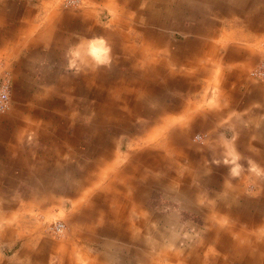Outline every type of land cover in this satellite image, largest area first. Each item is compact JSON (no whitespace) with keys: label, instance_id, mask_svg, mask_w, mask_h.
Segmentation results:
<instances>
[{"label":"crops","instance_id":"obj_1","mask_svg":"<svg viewBox=\"0 0 264 264\" xmlns=\"http://www.w3.org/2000/svg\"><path fill=\"white\" fill-rule=\"evenodd\" d=\"M82 4L74 13L54 0H0V72L10 73L12 101L0 113V264H59V258L78 264L75 249L66 248L74 257L69 261L66 250L59 253V239L35 219L58 210L65 198L76 202L84 188L89 194L71 220L78 227L72 238L83 245L105 229L128 244L122 249L135 264H203L206 257L209 264H264V184L251 204L233 203L228 194L233 205L215 208L225 213L223 221L209 219L203 245L185 251L176 239L173 250L163 245L160 227L151 229L148 221L161 215L145 209L166 203L200 213L201 190L217 187L216 173L224 172L212 166L225 163L218 148L242 154L234 164L264 169V81L249 74L262 56L264 0ZM78 109L87 115L74 114ZM149 115L158 135L146 142L133 123ZM59 117L85 123L61 125ZM193 132L236 137L210 138L197 151ZM118 135L125 144H114ZM73 161L82 170L73 173ZM180 164L187 166L182 174L174 168ZM140 228L151 231L153 243ZM85 257L86 264H99L94 254Z\"/></svg>","mask_w":264,"mask_h":264},{"label":"rangeland","instance_id":"obj_2","mask_svg":"<svg viewBox=\"0 0 264 264\" xmlns=\"http://www.w3.org/2000/svg\"><path fill=\"white\" fill-rule=\"evenodd\" d=\"M54 1H56V4L60 6V9H62L63 12H74V13L76 12L77 13V12H80L84 7V5L82 4L83 0L79 6H75V7H65L62 3L63 0H54ZM97 10H99L98 12L103 14L104 12H106L107 9H104V11H102V9H97ZM112 26L115 27V25H112ZM263 46H264V42L261 44L262 50H263ZM1 64L2 63L0 62V66ZM65 70H67L70 73L76 71L75 68H67ZM80 98L81 96H77L75 99H80ZM10 108H12V101H10L9 109ZM5 112H7V110L4 112H0V113H5ZM73 113L76 115H79V114L87 115L86 112L82 113L81 110L79 109L73 111ZM60 114L62 115V113ZM60 118L62 119V121ZM59 119H60L59 123L61 125H64L65 120L66 122L71 120L78 124L85 123L84 117H76V118L75 117H59ZM155 119L156 117L149 115V116L144 117V119L142 117L139 118L138 122L134 121L133 126H136L138 127V129L141 130L140 140H141V137L144 138L145 140L148 139V136L153 138L154 136L152 134L155 132L157 133V131L154 130L155 127L153 129L151 128L152 122ZM146 123L149 124L150 126L148 129L143 128L144 127L143 124L146 125ZM232 136L234 135L229 134V133L217 134V133H207V132L206 133L193 132L189 135V140L193 148L197 149V151H201L202 149L200 148L203 147L206 144V142L209 141L210 138L215 141L217 140V137H218L220 140L230 142V140H232ZM235 137L236 136H234V140H235ZM116 139L117 140H114V144L118 143V141H122V143L125 144V142L127 141V139L123 138L122 135H118ZM134 140L138 141L137 139H134ZM149 141L150 140H146V142H149ZM129 143L131 144L132 142H129ZM154 143L156 144V142ZM135 144L132 143L131 145L133 146ZM155 144H153V146H160V144L159 145H155ZM78 147L81 150L84 149V145H82L81 143L78 145ZM211 148H214V147H211L210 145L207 146L208 151H210ZM218 150L220 151L218 155H222L221 158H225V161H224L225 163L220 164V165L214 164L212 166L214 168H222L224 169V172L222 173L220 171L219 174L216 173L217 175L216 178L220 181L217 187L204 188L203 190H201L203 198L201 200L202 203L200 207L202 208V211L198 213L199 215L194 212H190L188 214L183 213L177 207H174L172 205H167L166 203L165 204L155 203L153 205L147 203L145 205L146 210L153 211L154 213L157 212L158 214L161 215L154 219L150 218L148 219V221H149L151 229L153 227H160V230L157 229L159 232L161 231L163 235L160 241L163 243V245L168 247L170 250H173L174 245H169V243L171 241H174L175 239H176L175 241H176L177 247L179 249H183V251H185L190 245L200 244L202 246L203 241H204L202 240L203 239L202 235L205 232H207V229H208L207 226L209 225L207 221L209 219H214L213 221H217V220L223 221L225 217L224 212L215 213L216 212L215 208L217 204L223 203L224 205L230 206V205H233L235 200H240V203L243 200H246L248 201V203L251 204V202L259 195L257 194L258 190L260 189L259 184L260 183L264 184V169L262 165L259 163H247L248 161H244L241 164H234L231 161L236 162L239 160V158L242 159V154H239V153L237 154V151L234 152L229 148H218ZM122 151H126V149L123 147ZM82 157H83V160L84 159L87 160L86 157L84 158V156H81L80 158L81 161H82ZM221 161L223 162V159H221ZM70 166H71L73 173H77V171L79 172L80 170H82V166L81 164H79V162L73 161V163ZM185 166H186L185 164H180L178 166H174V168L178 174H182L186 170ZM162 167H163L162 169L165 170L167 166H162ZM197 188L198 189L200 188L198 185V182H197ZM87 194H89V189L84 188L83 191H81L80 198L79 199L77 198L76 202H73L72 198H65L64 200L65 204L59 205L58 210L52 211L46 214L43 213V215L36 214L37 217L35 220L38 219L40 220V222L41 221L43 222L45 234H48V236H52L53 238L59 239V253H62L64 250H66L67 247H68V250L71 248L75 249L76 251L75 259L76 260L79 259V261L77 260L78 264H86V262H88L86 261L88 260V257H85V256L91 255V254H94L95 259L97 260L99 264H135L129 252L127 253L125 250L122 249L123 246L128 245V244L126 243L123 244V242L120 241L119 239L111 238L107 236L103 232L105 229L103 230L98 229L99 232L98 230L97 232H95V234L98 236L97 239L90 244L83 245L82 243H79L77 240L74 239V238L77 239L78 227L75 221H71L72 218L74 217L73 214L75 216L77 215V212H73V210L76 208L77 202L85 201V197H87ZM228 194L232 196L233 203L231 201H228V202L226 201ZM243 205L245 206L244 202H243ZM24 214L26 217H28L26 213H23V216ZM145 214L149 218V214L148 213H145ZM33 215H35V213H33ZM66 218L70 219V221L67 222L68 226L66 224V221H67ZM57 221L64 223V230L61 234L60 233L57 234L51 231V226L54 224V222H57ZM183 221H187V222L191 221V223H188L189 225H186L183 223ZM216 224L220 225V222L219 223L217 222ZM158 225H163V226H158ZM238 225L241 226L242 224L238 223ZM79 231H84V230L80 229ZM137 231L139 232L141 236L145 238L146 241H149V242L153 241V236L150 230L146 231L144 230V228H140V229H137ZM227 236L229 237V240L233 239L234 241H236L238 238L236 234H232L230 236L227 234ZM67 242L70 244L69 246H64V247L60 246L61 243L66 244ZM72 245L74 247H72ZM132 247L136 248L137 245L133 244ZM68 250H66L67 252L62 253V254L65 257H67L69 261L74 262V257L72 254L68 253ZM208 252H210L209 249L203 250V253L205 255ZM215 254H217L215 256H219V257L221 256L219 252L217 253L215 252ZM101 255H104L105 259L102 257L100 258ZM152 255H154V253H152ZM110 256H111V260H110ZM89 258H92V256H90ZM206 259L203 262V264H209V262L206 261ZM165 263L166 262L164 261L160 262V264H165ZM175 263L181 264L179 262L178 263L175 262ZM59 264H63L62 260L60 261V258H59Z\"/></svg>","mask_w":264,"mask_h":264},{"label":"built area","instance_id":"obj_3","mask_svg":"<svg viewBox=\"0 0 264 264\" xmlns=\"http://www.w3.org/2000/svg\"><path fill=\"white\" fill-rule=\"evenodd\" d=\"M82 0H63L62 3L65 7H75L81 4ZM250 76L254 79L264 81V46L261 58L256 62L250 71ZM10 94H11V76L10 73L3 69L0 72V112H4L10 107ZM64 230L63 222H54L51 226V231L61 234Z\"/></svg>","mask_w":264,"mask_h":264}]
</instances>
